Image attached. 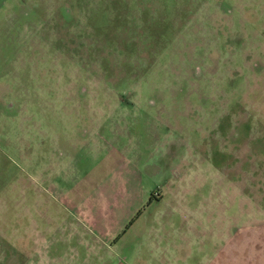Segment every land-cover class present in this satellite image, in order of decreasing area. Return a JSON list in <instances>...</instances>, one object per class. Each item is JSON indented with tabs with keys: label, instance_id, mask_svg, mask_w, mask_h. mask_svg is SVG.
Returning a JSON list of instances; mask_svg holds the SVG:
<instances>
[{
	"label": "rangeland",
	"instance_id": "rangeland-1",
	"mask_svg": "<svg viewBox=\"0 0 264 264\" xmlns=\"http://www.w3.org/2000/svg\"><path fill=\"white\" fill-rule=\"evenodd\" d=\"M0 264H264V0H0Z\"/></svg>",
	"mask_w": 264,
	"mask_h": 264
}]
</instances>
